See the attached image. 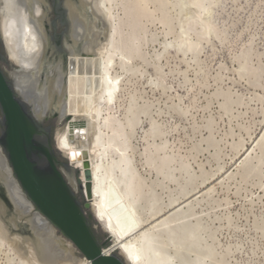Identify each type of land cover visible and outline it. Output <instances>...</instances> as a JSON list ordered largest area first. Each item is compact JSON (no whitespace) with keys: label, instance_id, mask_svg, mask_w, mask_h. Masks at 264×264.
<instances>
[{"label":"rangeland","instance_id":"rangeland-1","mask_svg":"<svg viewBox=\"0 0 264 264\" xmlns=\"http://www.w3.org/2000/svg\"><path fill=\"white\" fill-rule=\"evenodd\" d=\"M193 1L194 5L178 9L175 0H156L159 9L152 22L140 20L134 31L124 23L122 31L128 30L123 32L124 45L130 44L129 34L135 32L141 49L127 65L134 68L125 75L116 117L135 125L131 139L135 165L151 188L143 208L153 202L166 205L182 191L187 195L184 200L193 204L184 206L183 219L175 225V247L172 243L168 248L156 244L158 254L176 255L175 264H264V145L260 146L264 137V0ZM63 4L61 0L60 6ZM198 11L202 23L194 20ZM85 15L87 21L94 20L90 11ZM1 22L0 17V32ZM47 26L51 35L66 29L54 9L49 10ZM65 40L66 34L61 46L52 41L47 67L51 56L65 59ZM182 40L187 45L196 44V49L177 52L176 45ZM168 43L172 45L164 51ZM128 49L126 52H131ZM3 65L9 74L17 68L5 62ZM56 123L49 120L44 124L52 130L55 149L57 132L63 127ZM155 146L166 147L173 158L164 175L145 164V148ZM57 157L62 171H68L64 168L69 163L67 158L59 151ZM243 159L251 161L244 165ZM1 183L8 188L2 173L0 187ZM213 186L215 190L206 195V188ZM77 197L84 203L80 191ZM87 212L96 215L93 206ZM31 219L30 213L12 211L0 193V264L86 262L87 258L59 231L55 242ZM99 223L93 221L95 232L106 240L107 229ZM4 227L12 235L31 241L27 254L14 246ZM189 234L195 240L187 238Z\"/></svg>","mask_w":264,"mask_h":264},{"label":"bare ground","instance_id":"bare-ground-1","mask_svg":"<svg viewBox=\"0 0 264 264\" xmlns=\"http://www.w3.org/2000/svg\"><path fill=\"white\" fill-rule=\"evenodd\" d=\"M76 1L64 0L63 4L69 27L65 40V59H53L51 56L47 67L49 49L54 48L47 26L49 0H0L1 38L3 37L10 59L17 64V68L11 70L10 75L39 123L45 124L55 112L59 114L57 125L63 127L57 132L56 151L62 153L69 161V168H65L68 171H63L64 175L75 194L80 191L84 202L90 198V182L85 177L88 169L86 161L90 162L89 167L93 172V194L90 203L96 212L97 220L104 223L107 231H111L115 238L116 245L107 249L106 253L110 255L119 252L129 264H175L176 255L158 254L160 252L156 244L160 243L162 248H168L174 243L177 238L175 225L183 219L180 217L184 214V206L190 208L192 203L184 200L187 195L182 194V191L181 194L178 193V198L171 199L166 205L153 202L143 208L142 202L150 194L151 188L135 165L134 148L131 144L135 125L125 116L126 123L116 117L125 75L134 68L129 69L127 65L139 54V51L136 53L137 49H141L137 46L139 37L134 35L135 32L129 34L130 44L124 45L123 32L126 30L122 31V27L127 22L134 31L140 20L150 22L159 9L156 0ZM202 1L205 4V0ZM175 3L176 8L179 6L182 9L194 5L193 0H175ZM86 11L94 15V20L87 21ZM198 18L203 19L201 12L198 13L197 19H194L196 23ZM13 24L17 26L16 33L12 31ZM207 26H210L209 22ZM127 32L128 30L125 33ZM187 44L184 40L178 42L177 52L186 53L197 47L196 44ZM171 45L165 44L164 51H168ZM77 46L80 50H77ZM128 48L131 52H126ZM66 119L69 120L68 124L63 123ZM71 123L80 125L73 128V137L69 133ZM1 132L0 121V138ZM261 145H264V137L260 141ZM144 153L147 155L145 164L159 175H164V169L173 163V158L168 155L164 146L145 148ZM250 161L247 159L244 165ZM76 169L79 171L78 175ZM0 173L6 177L17 207L16 214L20 211L23 214H32L31 222L38 223L55 241L57 229L30 201L16 179L2 148ZM206 181L203 184H206ZM206 189L208 195L215 187ZM1 225L3 226L2 222ZM6 230L9 231L7 228ZM38 235L40 237L42 234ZM9 236L14 240V246L26 254L32 248L29 239L12 235L10 231ZM188 236L190 237L187 238L195 240L190 234ZM167 242L169 244H166ZM179 248L177 245V249ZM176 252L178 254L180 249ZM80 263L92 264L88 259L85 263ZM57 264H66V261L58 260ZM198 264H203V261H198Z\"/></svg>","mask_w":264,"mask_h":264},{"label":"water","instance_id":"water-1","mask_svg":"<svg viewBox=\"0 0 264 264\" xmlns=\"http://www.w3.org/2000/svg\"><path fill=\"white\" fill-rule=\"evenodd\" d=\"M60 4L61 0L53 1L55 14L66 26L63 33L55 32L52 35V41L59 46H61L63 35L69 28L66 10ZM53 26L56 30V20ZM16 29V24H13L14 33ZM3 62L12 67L17 65L7 54L0 34V121L2 126L0 148L5 152L8 163L22 189L36 206L35 208L92 264H129L119 252L110 255L106 253L107 249L116 245L115 238L111 231L105 230L107 239H99L93 227V221L98 222V220L95 215H89L87 212L92 210L90 199L93 194L91 183L93 172L89 167L90 162L86 161L88 169L85 172V177L90 182L88 185L90 198L83 203L69 185L60 168L62 163L53 146L52 130L45 128L44 124L36 120L32 109L19 93L12 76L4 68ZM58 119L59 114L55 112L50 120L56 122ZM63 123L68 124L69 120L66 119ZM70 125L72 128L69 133L73 137L75 133L73 128L75 125L76 127L80 125L75 123ZM64 168L68 169V164H64ZM78 172L76 169L77 175ZM0 189H2L0 193L5 202L16 213V204L6 184L1 183Z\"/></svg>","mask_w":264,"mask_h":264},{"label":"flooded vegetation","instance_id":"flooded-vegetation-1","mask_svg":"<svg viewBox=\"0 0 264 264\" xmlns=\"http://www.w3.org/2000/svg\"><path fill=\"white\" fill-rule=\"evenodd\" d=\"M48 11L49 10H53V3H52V0H49V4H48V7H47Z\"/></svg>","mask_w":264,"mask_h":264}]
</instances>
